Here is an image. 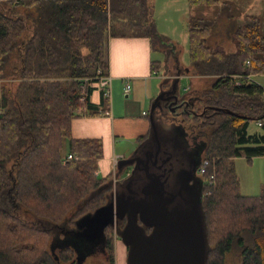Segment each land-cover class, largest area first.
I'll return each mask as SVG.
<instances>
[{
  "label": "trees",
  "instance_id": "16d2710c",
  "mask_svg": "<svg viewBox=\"0 0 264 264\" xmlns=\"http://www.w3.org/2000/svg\"><path fill=\"white\" fill-rule=\"evenodd\" d=\"M233 23L235 47L227 50L207 43L215 17L188 19L191 66L213 77L199 92L207 109L189 117L193 131H206L201 162L208 160L202 173L207 264H226L233 251L238 264H264V184L258 194L240 192L234 164L237 156L264 155V84L245 76L264 73V31L256 13ZM155 34L152 0H0V264L75 260L76 243L50 244L52 233L59 239L65 234L39 221L75 226L108 201L113 173L98 174L103 142L74 137L72 119L109 109L103 91L100 104L91 100L98 69L108 73L109 36ZM151 64L156 69V60ZM252 121H260L261 129L250 132ZM115 235L108 226V264H115Z\"/></svg>",
  "mask_w": 264,
  "mask_h": 264
},
{
  "label": "water",
  "instance_id": "95a60500",
  "mask_svg": "<svg viewBox=\"0 0 264 264\" xmlns=\"http://www.w3.org/2000/svg\"><path fill=\"white\" fill-rule=\"evenodd\" d=\"M180 71L173 77L164 78L163 83L169 86L162 87L153 99L149 111L151 128L148 140L153 132L158 134L160 129L162 101L173 105L172 110L175 111L179 98L188 93H181ZM206 109L199 114H203ZM146 140L140 142L129 156L118 159L108 201L82 216L75 223L73 234L88 242L103 244L106 228L112 226L127 246L128 264H207L210 243L203 207L204 183L202 179L195 180L194 184L198 187L192 189L193 183L190 182L195 178L193 172L201 161L192 171L189 168L178 169V178L175 176V183L169 186L173 170L157 171L152 168L151 163L155 159L151 157L156 152L150 146L148 161L141 167L145 173H142L140 182H133L139 162L134 155L142 147L146 149ZM166 159L171 158L167 156ZM133 163L135 166L131 174L120 179L124 168Z\"/></svg>",
  "mask_w": 264,
  "mask_h": 264
},
{
  "label": "rangeland",
  "instance_id": "374dc122",
  "mask_svg": "<svg viewBox=\"0 0 264 264\" xmlns=\"http://www.w3.org/2000/svg\"><path fill=\"white\" fill-rule=\"evenodd\" d=\"M246 13L258 14L261 20V29L264 31V0H220L218 3L212 5H191L188 0H152V14L155 18V30L158 35L155 34L151 38L149 37L151 40L150 51L152 58L156 60V69L159 71L157 79L159 82L163 83L164 76L170 71L175 70L173 69L174 63H177L176 68H178L179 65L182 68L184 65H191L188 33V19L190 14L208 18L215 17L217 24L213 28V32L208 38L207 43L212 45L219 44L227 50H233L234 43L229 36V31L235 26V23H233L234 18H243ZM159 35L163 36L164 39L159 37ZM111 37L114 36H109L107 42L108 58L109 40ZM201 78L202 79L195 81L192 77H182L180 80L181 91L188 92V90H185L186 86L191 85L192 88L189 90L196 89L195 87H197V90L201 92L209 87L213 80L211 76ZM253 79L264 84V73L255 74ZM95 84L98 86L100 85L97 82ZM112 94L107 100L109 99L110 102L115 100L116 104L119 105V101L124 99V93L120 87H117L116 82L112 84ZM152 102L153 100L150 101V104H147V109H149V111ZM184 122L185 127L187 126L189 129L192 123L191 119L186 117ZM260 129L257 121H252L249 125L250 132ZM189 132H191L190 129ZM202 132L205 133V129H203ZM121 141L122 142L117 143L116 150L128 154L129 151L125 148L127 142L124 140ZM67 149V144H65L63 151L66 152ZM234 164L240 182V192L244 194L260 193L262 185L264 184V155L253 156L251 159L246 156H237L234 157ZM129 168L130 167L124 168L119 176L120 179L126 175ZM115 172L116 170L113 173V178H115ZM39 223L46 226L51 231H59L60 235L63 233L62 230L66 227L64 225L55 226L46 221H39ZM58 235L59 234L52 233L50 244H55L56 242L62 244L67 242V244H72L73 247L75 246L74 243L77 245L75 249V260L63 262V264H108L104 244L91 243L85 239H79L77 236L74 237L72 233L65 234L62 239H59ZM115 236H117V234ZM239 261L240 257L237 251L229 253L226 257V264H238ZM118 263L128 264L127 249H125L123 255H120L118 262L115 245V264Z\"/></svg>",
  "mask_w": 264,
  "mask_h": 264
},
{
  "label": "crops",
  "instance_id": "0c3cea01",
  "mask_svg": "<svg viewBox=\"0 0 264 264\" xmlns=\"http://www.w3.org/2000/svg\"><path fill=\"white\" fill-rule=\"evenodd\" d=\"M150 46L151 40L148 36L111 37L109 40L108 69V74L111 77L110 86L105 88L102 85H99L100 87L96 85V89L91 94V100L100 104L102 91L105 97L110 98L114 82L123 91L124 99L119 101V105L116 104L115 100L110 102L108 99L105 106H108L109 109L105 113L98 115L82 114L72 119L71 131L74 137H98L102 140L104 153L98 160L97 170L101 176L114 173L118 159L131 154L140 143V137L148 135L150 132L151 123L147 104H150L160 89L167 85L159 82L157 79L159 71L152 69L151 62L154 59ZM176 65L177 63L173 64L175 70L170 71L164 78L173 77L180 70V80L184 76L192 77L195 81L202 79L201 77H209L195 73L191 65H184L183 68L180 65L176 68ZM127 82L131 84L128 96L124 92ZM191 88V85H187L185 90ZM195 88L192 90L198 89ZM105 89L110 90L109 96L105 94ZM121 140L127 142L125 148L129 151L128 154L116 150L117 143L122 142ZM115 245L119 262L120 255H123L127 246L119 236L115 238Z\"/></svg>",
  "mask_w": 264,
  "mask_h": 264
},
{
  "label": "flooded vegetation",
  "instance_id": "af4514ba",
  "mask_svg": "<svg viewBox=\"0 0 264 264\" xmlns=\"http://www.w3.org/2000/svg\"><path fill=\"white\" fill-rule=\"evenodd\" d=\"M166 86H169V84ZM181 93H183V91H181ZM177 103L179 105L177 106L176 110L173 111V105H169L166 100L162 101L161 113H163V116H161L162 120L160 122L161 126L159 125L160 129L159 131H157L158 134L153 132L149 140V134L144 139H142L140 142H143L147 139L144 144V147H146V149L142 147L134 155L139 162L138 167L135 169V172L133 174V182H140L142 173H145L144 170L141 169V167H144L146 160L148 161V147L150 146H153L156 152V155L154 157H151L152 160L155 159V162L151 163L152 168L157 171L172 169L175 173L173 176V172L170 173L171 177L168 181L169 186H172V184L175 183V178L178 176H176V172L178 169L189 168L192 171L193 168L201 161L203 155L202 144L204 142V132H202L203 130L201 129H195L193 131V129L191 128H189L191 131L189 132L188 127H185L184 120L186 117L194 116V113L199 114L200 112H202L207 104L202 102V98L198 90H188V93L185 95V97L179 98ZM167 156H170L171 159H166ZM135 162H137V160H135ZM134 166L135 163L126 166L127 168H130L128 169L126 175L123 176V178L128 174H131ZM198 169L199 166L196 167L195 171L193 172L195 178L191 179L190 181L191 183H193V187H191L192 189L198 187L194 184L195 180L198 181V179H202L204 183L202 175L198 171ZM202 189L204 196V184L202 186ZM124 222L125 219L122 224ZM75 229L76 226H68L63 230L67 233H73ZM149 229L150 228H148V230Z\"/></svg>",
  "mask_w": 264,
  "mask_h": 264
},
{
  "label": "built area",
  "instance_id": "2783aa9c",
  "mask_svg": "<svg viewBox=\"0 0 264 264\" xmlns=\"http://www.w3.org/2000/svg\"><path fill=\"white\" fill-rule=\"evenodd\" d=\"M97 73H98V76H99V84L102 85V86H104L105 88H106L107 86H109V84H110V82H111V77H110V75H109L108 73H103V71H102L101 68L98 69ZM245 76H246L247 79H249V80H253V76H252V74L249 73V74H246ZM237 82L239 83V82H241V80H237ZM130 90H131V84H130L129 82H127V83L125 84V87H124V92H125V94H126L127 96L129 95ZM105 94L109 96V95H110V90L105 89ZM0 111H1V108H0ZM144 113H147V112L144 111ZM258 124H261V122L258 121ZM73 157H74V155H73L72 153H70V154L68 155V158H73ZM76 157H77V156H76ZM207 164H208V160H207V159H204V160L200 163L198 171L201 173V175H202V173L205 172V168H206V165H207ZM116 165H117V164H116ZM97 172H98V171H97ZM212 178H213V175L210 176V178H209L208 181H211Z\"/></svg>",
  "mask_w": 264,
  "mask_h": 264
}]
</instances>
